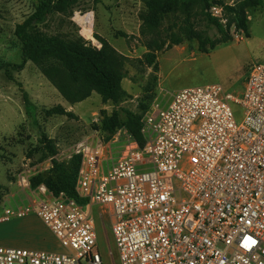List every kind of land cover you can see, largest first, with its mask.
<instances>
[{
	"label": "built area",
	"instance_id": "2783aa9c",
	"mask_svg": "<svg viewBox=\"0 0 264 264\" xmlns=\"http://www.w3.org/2000/svg\"><path fill=\"white\" fill-rule=\"evenodd\" d=\"M227 5L208 11L224 24ZM232 105L245 110L241 124ZM142 123L144 146L129 135L107 169L100 147L75 150L76 192L111 213L118 264H264V64L241 96L186 88L166 106L156 100ZM31 194L5 205L0 223L34 215L65 252L0 246V264H105L89 205L44 186Z\"/></svg>",
	"mask_w": 264,
	"mask_h": 264
},
{
	"label": "rangeland",
	"instance_id": "374dc122",
	"mask_svg": "<svg viewBox=\"0 0 264 264\" xmlns=\"http://www.w3.org/2000/svg\"><path fill=\"white\" fill-rule=\"evenodd\" d=\"M41 1L0 0V209L3 204L7 207L14 195L22 194L24 199L46 187L45 184L33 189V183L40 177L54 183L55 163L69 170L75 168V150L81 143L100 147L103 158L109 154L106 159L111 165L130 134L122 128L113 133L103 131L105 117L121 115L123 111L136 112L139 101L148 103L156 95L167 102L176 91L192 87L216 84L241 96L252 66L264 64V0H223L229 4L224 8L222 24L229 41L208 53L199 51L196 40L158 53L161 77L145 62L147 44L158 40L168 45L172 32H179L184 22L182 12L154 19L146 6L147 0H74L65 12L49 13L44 22L36 25L37 31L66 42L81 39L87 48L97 51L105 47L113 50L110 64L124 76L122 88L130 94L125 91L127 96L120 104H105L102 96L93 91L88 99L71 103L51 81L57 80L61 86L66 83V70L58 61L45 58L40 63L27 62L21 70L15 68L23 63L16 27L36 12ZM191 13L197 30L207 31L216 40L223 38L209 27L200 4ZM87 16L91 38L86 36V26L81 22ZM239 18L244 21L246 31ZM236 33L242 36V41L235 40ZM232 109L236 122L241 124L245 110L239 105H232ZM22 178H26L27 184ZM87 205L85 212L95 220L105 264H118L111 213L99 205ZM46 252L65 250L56 239L54 248Z\"/></svg>",
	"mask_w": 264,
	"mask_h": 264
},
{
	"label": "trees",
	"instance_id": "16d2710c",
	"mask_svg": "<svg viewBox=\"0 0 264 264\" xmlns=\"http://www.w3.org/2000/svg\"><path fill=\"white\" fill-rule=\"evenodd\" d=\"M73 1L42 0L36 12L23 24L17 25L15 35L22 43L23 63L15 68L21 70L27 62L40 63L45 58H52L65 68L66 83L61 86L57 80L51 79V81L71 103L82 102L88 99L93 91H96L102 96L105 104L108 102L120 104L127 93L122 88L124 76L118 74L110 64L113 50L105 47L102 51H97L87 48L81 39L66 42L59 38L44 36L36 29V25L44 22L49 13L52 11L65 12ZM196 4L202 6L203 15L209 27L216 29L217 33L223 36L221 40L214 39L207 31L196 29L191 13ZM211 4L224 5L223 0H147L146 6L150 16L154 19L175 11H180L185 15L179 32H172L168 45L166 42L160 43L158 40L147 44L149 52L144 57L147 66L153 67L154 71L159 73L158 53L170 50L172 46L182 45L185 41L196 40L199 44V51L202 53H208L220 43L228 42L229 38L225 34L224 26L208 11ZM240 21L243 30L246 31L247 27L244 25V21L241 19ZM157 79H154V83L157 82ZM156 98L157 95L150 98L151 100L148 98L149 104L144 100L139 101L138 113L123 111L122 116L114 113L111 117H105L102 122V130L113 133L116 129H125L140 146H144L142 116L149 111ZM26 104L31 105L28 100H26ZM107 138L110 140V135ZM55 165L56 170L52 177L54 183H48L44 177H40L38 182L33 183V189L46 184L48 190L56 196L64 193L80 205L86 206L88 200L80 198L76 192L81 157L76 156V167L70 170L64 165L57 163Z\"/></svg>",
	"mask_w": 264,
	"mask_h": 264
},
{
	"label": "crops",
	"instance_id": "0c3cea01",
	"mask_svg": "<svg viewBox=\"0 0 264 264\" xmlns=\"http://www.w3.org/2000/svg\"><path fill=\"white\" fill-rule=\"evenodd\" d=\"M159 77H161L160 63H159ZM123 89L128 94H130L128 90H126L124 87ZM159 99H160L159 96H157L156 100L159 101L163 106H166L171 101V99L168 100L167 102L163 101V99L162 100ZM138 107H137V111L134 113L139 112ZM69 108L73 110V106H70ZM106 156L108 157L109 154H105V158H103L105 169L110 167V162L109 160L106 159ZM21 196L20 195L19 197H17L16 195L12 196V200H8L7 205L14 206L16 201H20L19 199H21ZM33 198H34L33 194H31L30 196L26 195V198L21 199V201L26 202V200H31ZM3 205L5 206V204ZM4 206H2V208ZM1 209H0V217L3 216L4 214V211L2 212ZM55 240L56 238L53 235V233L49 230V228L38 217L34 215H30L23 218L12 219L10 221L0 223V245L10 246V247H21L24 249H31V250L39 249L41 251L42 250L47 251L54 248Z\"/></svg>",
	"mask_w": 264,
	"mask_h": 264
},
{
	"label": "bare ground",
	"instance_id": "6f19581e",
	"mask_svg": "<svg viewBox=\"0 0 264 264\" xmlns=\"http://www.w3.org/2000/svg\"><path fill=\"white\" fill-rule=\"evenodd\" d=\"M81 22L84 26H86L89 22V17L87 16L86 18L81 19ZM85 34L88 38H91V26H86Z\"/></svg>",
	"mask_w": 264,
	"mask_h": 264
}]
</instances>
